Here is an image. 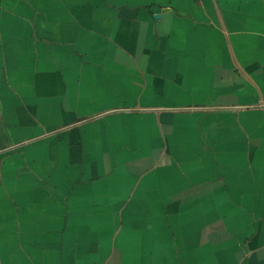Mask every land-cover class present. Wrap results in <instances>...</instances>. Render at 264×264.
<instances>
[{"label": "crops", "instance_id": "1", "mask_svg": "<svg viewBox=\"0 0 264 264\" xmlns=\"http://www.w3.org/2000/svg\"><path fill=\"white\" fill-rule=\"evenodd\" d=\"M0 264H264V0H0Z\"/></svg>", "mask_w": 264, "mask_h": 264}]
</instances>
